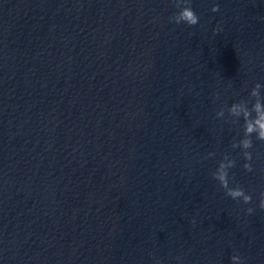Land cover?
Here are the masks:
<instances>
[{
	"label": "clouds",
	"instance_id": "obj_1",
	"mask_svg": "<svg viewBox=\"0 0 264 264\" xmlns=\"http://www.w3.org/2000/svg\"><path fill=\"white\" fill-rule=\"evenodd\" d=\"M181 9L180 11L176 14L175 17H170V21L174 22L176 24H187L189 26H195L198 22H199V17L197 16V14L195 13V11L193 10V8L191 7V0H181ZM213 12H217L219 11V6L218 5H214L213 8L211 9ZM220 29L217 28L214 31H219ZM258 131V136L257 139L264 141V122H262L261 117L258 116L255 122V125L252 123H248L246 121V127H245V132L246 134H251L253 131ZM244 148H251L252 147V143L250 140H246L244 142ZM245 159L246 160H251L252 156L251 153H245ZM245 169L247 171H252V165L250 163H246L244 165ZM222 181L223 186H226L227 184V173H225L223 176L219 177ZM243 194V190L241 189H237V190H232L229 192V195L232 196L233 198L240 196ZM245 203H250L251 202V196H245ZM260 208L264 209V198L261 199L260 201ZM247 212L249 214H251L253 212V209L249 208L247 209ZM194 223V221H193ZM233 259H235V257H233Z\"/></svg>",
	"mask_w": 264,
	"mask_h": 264
}]
</instances>
